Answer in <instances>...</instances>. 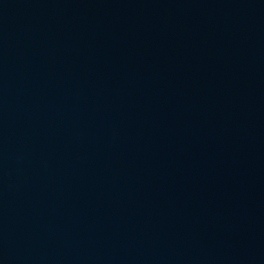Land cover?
Masks as SVG:
<instances>
[{"label": "water", "instance_id": "obj_1", "mask_svg": "<svg viewBox=\"0 0 264 264\" xmlns=\"http://www.w3.org/2000/svg\"><path fill=\"white\" fill-rule=\"evenodd\" d=\"M0 264H264V0H0Z\"/></svg>", "mask_w": 264, "mask_h": 264}]
</instances>
